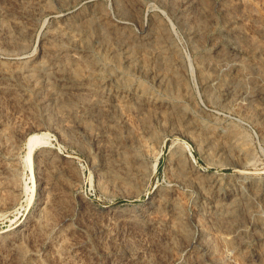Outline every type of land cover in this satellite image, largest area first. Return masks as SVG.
<instances>
[{
  "label": "rangeland",
  "instance_id": "rangeland-1",
  "mask_svg": "<svg viewBox=\"0 0 264 264\" xmlns=\"http://www.w3.org/2000/svg\"><path fill=\"white\" fill-rule=\"evenodd\" d=\"M0 264H264V0H0Z\"/></svg>",
  "mask_w": 264,
  "mask_h": 264
},
{
  "label": "bare ground",
  "instance_id": "bare-ground-1",
  "mask_svg": "<svg viewBox=\"0 0 264 264\" xmlns=\"http://www.w3.org/2000/svg\"><path fill=\"white\" fill-rule=\"evenodd\" d=\"M34 142L36 144V141L34 140V138L33 137H30L28 139V142H27V145H26V147H27L26 163H27L29 169H31V170H32L31 153H32L33 146L35 145V144H33ZM196 175H197V172H196Z\"/></svg>",
  "mask_w": 264,
  "mask_h": 264
}]
</instances>
